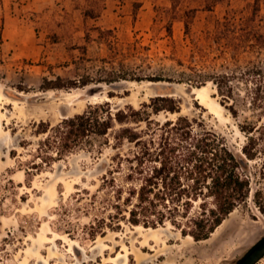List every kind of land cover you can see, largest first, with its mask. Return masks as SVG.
Instances as JSON below:
<instances>
[{
  "label": "rangeland",
  "instance_id": "374dc122",
  "mask_svg": "<svg viewBox=\"0 0 264 264\" xmlns=\"http://www.w3.org/2000/svg\"><path fill=\"white\" fill-rule=\"evenodd\" d=\"M119 73L134 79L110 80ZM257 88L264 0H0V264H233L264 235V131H253L254 159L242 152L246 132L264 126ZM157 95L180 111L152 119L185 116L245 160L247 200L205 240L170 221L132 225L124 205L112 220L128 187L112 158L133 147L114 149L112 132L109 144L92 136L50 164L38 158L41 122L54 127L104 102L140 109Z\"/></svg>",
  "mask_w": 264,
  "mask_h": 264
},
{
  "label": "trees",
  "instance_id": "16d2710c",
  "mask_svg": "<svg viewBox=\"0 0 264 264\" xmlns=\"http://www.w3.org/2000/svg\"><path fill=\"white\" fill-rule=\"evenodd\" d=\"M111 78V81L134 79L121 73ZM90 82L89 78L80 85L51 81L43 88H71ZM254 94L253 103L264 111V89L257 88ZM162 111L179 112L178 101L157 95L140 109L127 105L116 111L109 102L97 103L82 113L64 118L54 127L41 122L35 133L47 136L39 142L38 158L41 163L50 164L92 136L104 138L105 144H109L112 132L114 149L123 147L124 142L133 146L126 154L119 152L112 158L116 171L126 166L124 179L128 184L126 197H122L123 188H119L118 199L123 198V202L113 205L116 213L111 215L112 220L120 218L124 205L129 213L127 221L132 225L148 228L170 221L183 236L205 240L247 200L249 180L239 171L245 166V160L216 133H195L185 116L162 123L151 118V114ZM141 122L146 124V129L137 130L133 124ZM116 125L120 127L115 129ZM152 125L154 128H150ZM253 131L262 133L264 126H255L246 132L250 135L242 152L248 159L257 155V137ZM32 165L39 167L36 162ZM110 180L114 182L113 178Z\"/></svg>",
  "mask_w": 264,
  "mask_h": 264
},
{
  "label": "water",
  "instance_id": "95a60500",
  "mask_svg": "<svg viewBox=\"0 0 264 264\" xmlns=\"http://www.w3.org/2000/svg\"><path fill=\"white\" fill-rule=\"evenodd\" d=\"M264 257V235L233 264H256Z\"/></svg>",
  "mask_w": 264,
  "mask_h": 264
},
{
  "label": "bare ground",
  "instance_id": "6f19581e",
  "mask_svg": "<svg viewBox=\"0 0 264 264\" xmlns=\"http://www.w3.org/2000/svg\"><path fill=\"white\" fill-rule=\"evenodd\" d=\"M199 92V91H198ZM198 95V94H197ZM199 98H202L204 99L205 101H209V98L207 97L205 91L203 89H200V97ZM204 100H201V101H204ZM144 248V247H143Z\"/></svg>",
  "mask_w": 264,
  "mask_h": 264
},
{
  "label": "crops",
  "instance_id": "0c3cea01",
  "mask_svg": "<svg viewBox=\"0 0 264 264\" xmlns=\"http://www.w3.org/2000/svg\"><path fill=\"white\" fill-rule=\"evenodd\" d=\"M10 20V19H9ZM12 20V19H11ZM10 20V21H11ZM6 21H8V17L7 16H4V23H6Z\"/></svg>",
  "mask_w": 264,
  "mask_h": 264
}]
</instances>
